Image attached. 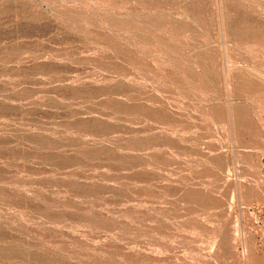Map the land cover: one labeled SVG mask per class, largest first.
<instances>
[{
  "label": "rangeland",
  "instance_id": "1",
  "mask_svg": "<svg viewBox=\"0 0 264 264\" xmlns=\"http://www.w3.org/2000/svg\"><path fill=\"white\" fill-rule=\"evenodd\" d=\"M0 264H264V0H0Z\"/></svg>",
  "mask_w": 264,
  "mask_h": 264
}]
</instances>
